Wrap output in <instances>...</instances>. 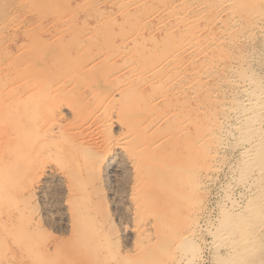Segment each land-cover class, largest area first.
<instances>
[{
	"label": "rangeland",
	"instance_id": "rangeland-1",
	"mask_svg": "<svg viewBox=\"0 0 264 264\" xmlns=\"http://www.w3.org/2000/svg\"><path fill=\"white\" fill-rule=\"evenodd\" d=\"M263 100L264 0H0V264H264Z\"/></svg>",
	"mask_w": 264,
	"mask_h": 264
},
{
	"label": "bare ground",
	"instance_id": "bare-ground-1",
	"mask_svg": "<svg viewBox=\"0 0 264 264\" xmlns=\"http://www.w3.org/2000/svg\"><path fill=\"white\" fill-rule=\"evenodd\" d=\"M186 8V7H185ZM187 10V9H186ZM227 10V9H226ZM185 12V11H184ZM183 20V19H182ZM186 20V19H185ZM194 21V20H193ZM180 22V21H179ZM192 22V21H191ZM183 23V22H182ZM181 24V23H180ZM184 24V23H183ZM186 24V23H185ZM178 25H179V23H178ZM186 27V26H185ZM171 28V27H170ZM170 30V29H169ZM181 30H182V28H181ZM185 30H187L186 28H185ZM189 30V29H188ZM144 33H145V31H144ZM146 34V33H145ZM148 35V34H147ZM185 35V34H184ZM197 35V34H196ZM195 35V36H196ZM186 36V35H185ZM194 36V35H193ZM180 37V36H179ZM186 39V38H185ZM184 39V40H185ZM126 40V39H125ZM63 41V40H62ZM179 41V40H178ZM181 41V40H180ZM191 41V40H190ZM81 42H83V41H81ZM79 43V42H78ZM184 45V44H183ZM206 45V44H205ZM174 46V45H173ZM182 46V45H181ZM185 46V45H184ZM197 47V46H196ZM76 48V47H75ZM140 49V48H139ZM164 49V48H163ZM172 49V48H171ZM185 49V48H184ZM90 50V49H89ZM179 50H181V49H179ZM188 50V49H187ZM196 50V49H195ZM70 51V50H69ZM77 51V50H76ZM87 51V50H86ZM164 51V50H163ZM178 51V50H177ZM178 53V52H177ZM183 53V52H182ZM184 53H187L186 51L184 52ZM184 53H183V55H184ZM89 54V53H88ZM173 54V53H172ZM90 55V54H89ZM174 56V55H173ZM180 56V55H179ZM181 56H182V54H181ZM164 57H166V56H164ZM176 57V56H175ZM178 57V56H177ZM191 57V56H190ZM71 58V57H70ZM153 58V57H152ZM171 58V57H170ZM170 58H168V59H170ZM173 58V57H172ZM188 58V57H187ZM191 58H193V57H191ZM72 60V59H71ZM173 60V59H172ZM166 62V61H165ZM164 63V62H163ZM86 64V63H85ZM90 64V63H89ZM140 64V63H139ZM159 66H160V64H159ZM185 66V65H184ZM181 67H183V66H181ZM125 69V68H124ZM148 70V69H147ZM119 71V70H118ZM149 71V70H148ZM148 71H147V73H148ZM154 71V70H153ZM172 72H171V77H172V79L170 80V82L171 83H173L172 81H174L175 79V76L177 75V69H174L173 68V70H171ZM187 71V70H186ZM146 71H144V73L143 74H146L145 73ZM163 72V71H162ZM188 72V71H187ZM195 72V71H194ZM149 73H150V71H149ZM191 73V72H190ZM192 73H193V71H192ZM126 74H127V72H126ZM143 74H142V76H143ZM189 74V73H188ZM195 74V73H194ZM116 75V74H115ZM114 75V76H115ZM170 75V74H169ZM168 76V75H167ZM189 76H190V74H189ZM144 77V76H143ZM142 77V78H143ZM146 77V76H145ZM144 77V78H145ZM178 77V76H177ZM176 77V78H177ZM199 77V76H198ZM72 78V77H71ZM113 78V77H112ZM131 78V77H130ZM158 78V79H157ZM126 79H128V78H126ZM125 79V80H126ZM135 79V78H134ZM152 80H149V82H152L153 81V83L154 82H156L157 83V80H159V75H153L152 76V78H151ZM174 79V80H173ZM202 79V78H201ZM121 80V79H120ZM131 80H132V78H131ZM130 80V81H131ZM140 80V79H139ZM160 80H161V78H160ZM189 80V79H188ZM176 81V80H175ZM127 82V81H126ZM132 82V81H131ZM130 82V83H131ZM249 82V81H248ZM128 83V82H127ZM134 83V82H133ZM149 84V83H148ZM169 84V83H168ZM177 84H178V82H177ZM246 84V83H245ZM90 85V84H89ZM127 85V84H126ZM145 85H146V83H145ZM124 86V85H123ZM134 86V85H133ZM130 87V86H129ZM132 87V86H131ZM148 87V86H147ZM154 87V86H153ZM153 87H151V88H153ZM111 88H113V87H111ZM121 88V87H120ZM122 88H124V87H122ZM252 88V87H251ZM51 89V88H50ZM134 89V88H133ZM149 89V88H148ZM116 90V89H115ZM150 90V89H149ZM183 90V89H182ZM252 90V89H251ZM99 91V90H98ZM113 91V90H112ZM135 91H137V90H135ZM165 91H166V89H165ZM250 91V90H249ZM97 92V91H96ZM120 92H121V90H120ZM123 92H125V91H123ZM173 92V91H172ZM178 92V91H177ZM247 92V91H246ZM253 92H255V89H254V91ZM111 93V92H110ZM138 93V92H137ZM176 92H174V93H170L169 95H173V94H175ZM178 93H180V92H178ZM252 93V92H251ZM257 93V92H256ZM261 93V92H260ZM50 94V93H49ZM119 94V93H118ZM115 95V94H114ZM123 95V94H122ZM163 95V94H162ZM168 95V94H167ZM168 95V96H169ZM176 95V94H175ZM180 95V94H179ZM108 96H110V95H108ZM107 96V94H106V98H105V100H108V105H107V101H104V104H105V107H103L102 109L104 110V114L105 115H107V118H106V123L108 124V126L109 125H111L110 124V121H111V117H112V113L114 112L115 113V109L117 110V112L119 113V110L117 109V107L115 106V105H110L109 103H112L111 101H113V98H110V97H108ZM165 96H166V94H165ZM168 96L167 97H164L163 99H162V97L161 96H158V97H155V99H137L136 100V102L135 103H140L142 106H145L146 107V110L147 109H150V110H154V114H159V111L160 110H164V108L166 107V106H160L159 105V103H158V101L157 100H159L160 98L162 99L161 101H163L164 103H171V100H172V98L170 99V100H168L169 98H168ZM248 96V95H247ZM256 96H259V95H256ZM96 97V96H95ZM94 97V98H95ZM160 97V98H159ZM116 98V97H115ZM159 98V99H158ZM248 98V97H247ZM250 98V97H249ZM254 98V97H253ZM104 99V98H103ZM111 101H110V100ZM263 99V98H262ZM93 100V99H92ZM130 100V99H129ZM213 100V99H212ZM252 100V99H251ZM257 100V99H256ZM259 100H260V98H259ZM178 101V100H177ZM264 101V100H263ZM121 102V101H120ZM124 103L125 102H128V101H123ZM51 103V102H50ZM113 103H114V101H113ZM112 103V104H113ZM178 103V102H177ZM127 104H129V106H127L126 104H123V105H126V106H123L124 108H126L125 110L124 109H121V111H124L123 113H125L124 114V116L125 115H129V117H130V119H129V121L127 122L128 124H129V126L127 127L128 129H133L132 131H136V130H138V133H140V134H142V136L141 137H143L144 138V142H143V144L141 145V146H139L140 148H141V150H142V152H144V153H147L148 155L149 154H152L153 155V153L154 152H157V153H159L160 155L162 154V156H165V157H167V159H165V161L168 163V164H170V163H172V162H174V157H168L167 155H166V151H165V147L163 148V144L168 140V138H170L171 139V137L173 136H178V133L175 131V128H173V126L172 125H164V127L166 128H163V129H165V130H161L160 129V125H162L161 123L163 122V117H165L166 118V116H167V114H165L164 116H162L163 115V113H161V114H159V117H157L156 116V119H149V121H147V122H150V124L149 123H147V125H144L145 124V122H146V118H145V116L143 115V113H141V111L140 112H138V111H134V110H130L131 111V113L129 114V110L127 111V113L125 112L128 108L129 109H131V105H132V102H128ZM175 104V103H174ZM174 104L173 105H171L172 107L174 106ZM199 104V103H198ZM256 104H257V101H256ZM255 104V105H256ZM258 104H260V103H258ZM140 106V105H139ZM260 106H262V105H260ZM114 107V108H113ZM133 107V106H132ZM170 107V106H169ZM165 108L166 109V112L168 113V116L170 117H173L172 115H175L176 114V112H174L175 110L173 109V108ZM120 108V107H119ZM174 108L176 109V106H174ZM194 109V108H193ZM141 110V109H140ZM145 110V109H144ZM142 111H143V109H142ZM255 111V110H254ZM88 112V111H87ZM145 113V112H144ZM194 113V112H193ZM84 114V113H83ZM94 114H95V112H94ZM182 114V113H181ZM146 115V114H145ZM236 115V114H235ZM239 115V114H238ZM263 115V114H262ZM67 116V115H66ZM83 116V115H82ZM151 116H153V115H151ZM167 116V117H168ZM84 117V116H83ZM169 117H168V119H169ZM95 117H93V119H94ZM100 118V117H99ZM98 118V119H99ZM101 118H103V117H101ZM101 118H100V120H101ZM123 118V117H122ZM128 118V117H127ZM141 118V119H140ZM174 118V117H173ZM233 118V117H232ZM244 118V117H243ZM87 119V118H86ZM93 119H90L91 120V122L93 121ZM124 119V118H123ZM137 119V120H136ZM167 119V118H166ZM236 119V118H235ZM103 120V119H102ZM102 120L101 121H98V123L100 122H102ZM121 120V119H120ZM119 120V121H120ZM152 120H154L152 123H151V121ZM181 120V119H180ZM186 121H188L187 120V118L185 119ZM253 120V119H252ZM261 120V119H260ZM165 121V120H164ZM175 121V120H174ZM195 121V120H194ZM236 121V120H235ZM95 121H93V123H94ZM123 122V121H122ZM238 122H240L241 123V121H238ZM243 122V121H242ZM252 122H254V121H252ZM256 123H257V131H255L254 132V129H253V134H251V135H253V136H251V138L248 140V144L247 145H249L250 144V146H249V149H248V152L251 154V156L250 157H252L253 159H252V161H255L254 163H256V164H258L259 166H260V174H259V176L261 177L263 174H264V122L263 121H258V119H257V121H255ZM96 123V122H95ZM94 123V124H95ZM99 123V125H102V126H104V124H100ZM105 123V124H106ZM189 123V122H188ZM187 122L185 123V125H183V129L181 128V134H183V137H184V135L185 134H188V132L187 131H189L188 130V128H187V124H188ZM89 124V123H88ZM91 124V123H90ZM94 124H92V125H94ZM97 124V123H96ZM176 124V123H175ZM183 124V123H182ZM198 124V123H197ZM82 125V124H81ZM91 125V126H92ZM144 125V126H143ZM180 125V124H179ZM248 125V124H247ZM247 125H245V126H247ZM254 125V124H253ZM252 125V126H253ZM97 126V125H96ZM96 126H95V129H97L96 128ZM194 126V125H193ZM93 127V126H92ZM98 127H100V126H98ZM146 127H147V129H151V127L152 128H154L155 130H156V132H158L157 130H159L160 129V131L161 132H159V135L158 136H156V138H158V142L156 141V143H157V148H156V145H154L153 146V142L152 143H150V138L149 137H151V136H149L146 132L145 133H143L142 132V130L144 129H146ZM235 127V126H234ZM200 128V127H199ZM242 128V127H241ZM244 128V127H243ZM249 128V127H248ZM104 129V128H103ZM246 129H247V127H246ZM74 130V129H73ZM91 130V129H90ZM98 130V129H97ZM100 130V129H99ZM102 130V129H101ZM105 130H107V129H105ZM104 130V131H105ZM177 130V129H176ZM192 130V129H191ZM251 130V129H250ZM67 131V130H66ZM111 131V130H110ZM110 131H109V133H110ZM59 132V131H58ZM137 132V131H136ZM152 132V131H151ZM151 132H150V134H151ZM187 132V133H186ZM202 132V131H201ZM240 132V131H239ZM122 133V132H121ZM126 133V132H125ZM149 133V132H148ZM152 133H155V132H152ZM96 134H98V132L96 133ZM127 134V133H126ZM130 134H133V133H130ZM250 134V133H249ZM99 135V134H98ZM109 135V134H108ZM111 135V134H110ZM97 136V135H96ZM96 136H95V138H96ZM99 136H102V135H99ZM88 137V136H87ZM112 137V136H111ZM114 137V136H113ZM131 137L132 138H134V135H131V136H129L128 135V138L129 139H131ZM187 137V136H186ZM85 138H86V136H85ZM102 138V137H101ZM100 138V139H101ZM103 138H105V137H103ZM118 138V137H117ZM155 138V137H154ZM245 138V140H247L249 137H247V136H245L244 137ZM100 139H98V141L100 140ZM119 139H120V137H119ZM167 139V140H166ZM95 140V139H94ZM94 140H93V142H94ZM109 140V139H108ZM117 141H118V139H116ZM125 140V139H124ZM166 140V141H165ZM201 140V139H200ZM98 141H97V143L96 144H98ZM104 141V140H103ZM123 141V140H122ZM165 141V142H164ZM170 141V140H169ZM92 142V143H93ZM96 142V141H95ZM171 143H172V141H170ZM173 142H175V141H173ZM100 143V142H99ZM118 143V142H117ZM155 143V142H154ZM159 143V144H158ZM94 144V143H93ZM92 144V145H93ZM101 144H103L102 142H101ZM139 144V143H138ZM170 144V143H169ZM175 144H176V142H175ZM95 145V144H94ZM93 145V146H94ZM99 145V144H98ZM98 145H96V147L98 146ZM172 144H170V146H171ZM177 145V144H176ZM178 145H179V143H178ZM101 146V145H100ZM104 146V145H103ZM99 147V146H98ZM135 147V146H134ZM101 148V147H100ZM125 149H127V150H129L130 148H126V146L124 147ZM133 148V147H132ZM140 148H139V150H140ZM176 148V147H175ZM174 148V149H175ZM197 148V147H196ZM245 148V147H244ZM260 148V150H258L257 151V149H259ZM134 149H137V148H134ZM133 149V150H134ZM169 149V148H168ZM132 150V151H133ZM173 150V149H172ZM126 151V150H125ZM188 151V150H187ZM186 151V152H187ZM243 151V150H242ZM167 152H168V150H167ZM175 152V151H174ZM242 153V152H241ZM182 154H184V153H182ZM127 155V154H126ZM132 155V154H131ZM176 155V154H175ZM243 155V154H242ZM137 156V155H136ZM157 156V155H156ZM246 156V155H245ZM142 157H144V155L142 156ZM133 158H134V156H133ZM151 158V157H150ZM157 158V157H156ZM162 158V157H161ZM160 158V159H161ZM244 158H246V157H244ZM156 160V159H155ZM149 161L150 160H146V163H149ZM145 162V161H144ZM164 162V161H163ZM170 162V163H169ZM178 162V161H177ZM250 162V161H249ZM141 163H142V160L141 159H136L135 158V162H134V165L135 166H139V165H141ZM173 164H176V163H173ZM186 164V163H185ZM150 165V164H149ZM130 166V165H129ZM146 166V165H145ZM153 166H155V165H153ZM253 166H255V165H253ZM185 167V166H184ZM136 168V167H135ZM155 168V167H154ZM161 169V168H160ZM258 171V170H257ZM161 173V172H160ZM257 177H258V174L256 175ZM50 177V176H49ZM63 179V178H62ZM180 180V179H179ZM178 180V181H179ZM257 180V179H256ZM30 182V181H29ZM254 182V181H253ZM177 183V182H176ZM250 184V183H249ZM263 184V183H262ZM144 185V184H143ZM255 186V185H254ZM254 186H252V187H254ZM256 187V186H255ZM244 188V187H243ZM253 189V188H252ZM133 190V189H132ZM249 190V189H248ZM245 191V190H244ZM249 191H252V190H249ZM152 194V193H151ZM71 195V194H70ZM244 196V195H243ZM252 197H254V196H252ZM233 200V199H232ZM231 201V200H230ZM237 201V200H236ZM232 202V201H231ZM236 203V202H235ZM240 203V202H239ZM256 204H257V202H255ZM229 206V205H228ZM231 206V205H230ZM239 206V205H238ZM237 207V206H236ZM248 207V206H247ZM235 209V208H234ZM246 211H247V209H246ZM172 214V213H171ZM235 214H236V212H235ZM245 222V221H244ZM148 223V222H147ZM240 223V222H239ZM221 224V223H220ZM224 225V224H223ZM247 225V224H246ZM219 227V226H218ZM222 227V226H221ZM233 228V227H232ZM230 229H231V227H230ZM229 230V229H228ZM245 231V230H244ZM222 234H223V232H222ZM234 234V233H233ZM177 236V235H176ZM213 236V235H212ZM216 237V236H215ZM221 238V237H220ZM225 238V237H224ZM242 240V239H241ZM103 241V240H102ZM229 241V240H228ZM250 243V242H249ZM245 244V243H244ZM238 251V250H237ZM236 253V252H235ZM238 254V253H237ZM240 255V254H239ZM236 257V256H235ZM225 264H226V262H225Z\"/></svg>",
	"mask_w": 264,
	"mask_h": 264
}]
</instances>
